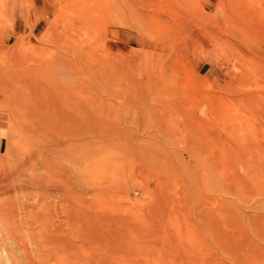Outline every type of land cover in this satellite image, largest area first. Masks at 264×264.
Segmentation results:
<instances>
[{"label":"rangeland","instance_id":"374dc122","mask_svg":"<svg viewBox=\"0 0 264 264\" xmlns=\"http://www.w3.org/2000/svg\"><path fill=\"white\" fill-rule=\"evenodd\" d=\"M0 137V264H264V0H0Z\"/></svg>","mask_w":264,"mask_h":264},{"label":"bare ground","instance_id":"6f19581e","mask_svg":"<svg viewBox=\"0 0 264 264\" xmlns=\"http://www.w3.org/2000/svg\"><path fill=\"white\" fill-rule=\"evenodd\" d=\"M168 28V27H167ZM172 29V28H171ZM170 34V33H169ZM12 233H5V238H11L12 239V236H11ZM20 245V244H19ZM24 247V246H23ZM22 248V247H21ZM23 249V248H22ZM17 250V249H16ZM26 251V249H24ZM22 252V251H21ZM29 252V251H28ZM27 251L25 252V255H24V258L25 259H22V260H25L26 263H23V264H34L32 263L33 259H32V255H30ZM34 255V254H33ZM22 256V255H21ZM111 264V263H110ZM124 264V263H123ZM136 264V263H135Z\"/></svg>","mask_w":264,"mask_h":264},{"label":"crops","instance_id":"0c3cea01","mask_svg":"<svg viewBox=\"0 0 264 264\" xmlns=\"http://www.w3.org/2000/svg\"><path fill=\"white\" fill-rule=\"evenodd\" d=\"M19 21H20V20H19ZM19 21L16 20V22L14 23V26H13V27H14V28H13V31H14V32H15V31H19V30L22 29V27H23L22 25H20ZM3 142H4V141H3V138L0 137V148H1L2 144H3Z\"/></svg>","mask_w":264,"mask_h":264}]
</instances>
